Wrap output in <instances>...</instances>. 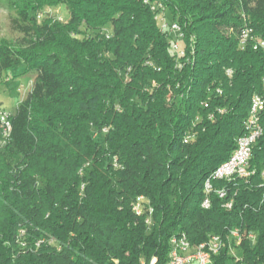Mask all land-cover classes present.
<instances>
[{
  "label": "trees",
  "instance_id": "trees-1",
  "mask_svg": "<svg viewBox=\"0 0 264 264\" xmlns=\"http://www.w3.org/2000/svg\"><path fill=\"white\" fill-rule=\"evenodd\" d=\"M20 2L25 48L0 44V64L34 78L0 138V264H167L178 234L234 264L233 232L236 264H264V105L251 174L213 177L264 101V0Z\"/></svg>",
  "mask_w": 264,
  "mask_h": 264
},
{
  "label": "rangeland",
  "instance_id": "rangeland-1",
  "mask_svg": "<svg viewBox=\"0 0 264 264\" xmlns=\"http://www.w3.org/2000/svg\"><path fill=\"white\" fill-rule=\"evenodd\" d=\"M20 4V0H0V44L7 43L16 48H25V43L22 42V34L17 32L18 29L14 26L15 22H22L16 16V7ZM45 14L57 17L58 19L60 18V20H65L67 16L64 7L58 9H45L40 15ZM157 22L161 29L166 31L169 37H171L170 42L176 54H181L183 49L180 30L176 28L177 23L172 21L169 12L166 11L165 8L158 14ZM23 72L24 64H19L15 67H8L4 64H0V112H10L12 116V114L16 112L20 102L31 92L32 80L34 77L31 74L24 75ZM0 138L8 139L3 137ZM231 237L235 241L236 247H232L230 252L231 255L236 258L234 261V264H236L241 259V255L237 250V247L241 243V239L240 236L236 238L233 234ZM155 263L156 260L154 259L151 264Z\"/></svg>",
  "mask_w": 264,
  "mask_h": 264
},
{
  "label": "built area",
  "instance_id": "built-area-1",
  "mask_svg": "<svg viewBox=\"0 0 264 264\" xmlns=\"http://www.w3.org/2000/svg\"><path fill=\"white\" fill-rule=\"evenodd\" d=\"M176 28L180 30L178 25H176ZM246 31L250 30L246 29L243 31V39H246ZM262 48L264 49V40H262ZM262 99L261 96L260 99H253L252 97L250 119L246 121V133L238 139L237 147L230 158L217 169L216 180H221L226 176H233V179L236 177L246 178L251 174L249 171V161L257 140H252L251 137H247V130H254V125L260 123ZM0 114H4V121H0V132H2L3 129H7V123L11 121V113L0 112ZM209 186H212L211 180H207L206 182V192L208 194ZM140 200L145 201L144 198ZM203 205H210L208 197L203 202ZM228 207H231V204ZM134 210L140 216L141 210H136V205L134 206ZM232 234L236 238H239V233L233 232ZM220 240H215V245H208L206 243L199 245L197 250H190L187 238L184 239V243H177L176 235H174V251H170L167 264H212L213 255H217L221 251V249H218V242Z\"/></svg>",
  "mask_w": 264,
  "mask_h": 264
},
{
  "label": "bare ground",
  "instance_id": "bare-ground-1",
  "mask_svg": "<svg viewBox=\"0 0 264 264\" xmlns=\"http://www.w3.org/2000/svg\"><path fill=\"white\" fill-rule=\"evenodd\" d=\"M250 32L251 31H246V39H243V34H242V42H241V45L242 46H245L249 40V37L250 36ZM252 34V32H251ZM179 45V44H178ZM256 46H259L262 48V41H258L256 44ZM175 47V46H174ZM253 99H260V96L255 94L253 96ZM264 105V101L262 99V107ZM250 111H251V106H250ZM250 119V118H249ZM0 121H4V114H0ZM11 129V121L10 123H7V129H3L2 132H0V137H7L9 135V131ZM262 134V129L258 126V124H255L254 125V130H247V137H251L252 140H258V138L261 136ZM214 180H216V177H217V171L214 173ZM223 180H233V176H226V177H223ZM212 189V186H209V191ZM222 196L221 197H224L225 194L222 193L221 194ZM142 202L143 200H139L137 203H136V210H141L140 211V215L142 214V210H143V207H142ZM204 207H208L209 205H203ZM149 223V221H148ZM235 236V235H234ZM236 237V236H235ZM187 238L185 234H178L176 235V240H177V243H184V239ZM215 240H219L218 238H215L212 242L211 245H215ZM174 236L171 237L170 239V251H174ZM189 243V241H188ZM190 245V243H189ZM218 249H220V242H218ZM190 250H191V246H190Z\"/></svg>",
  "mask_w": 264,
  "mask_h": 264
}]
</instances>
